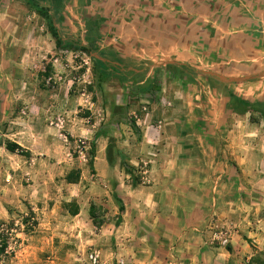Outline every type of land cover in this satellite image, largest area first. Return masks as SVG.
<instances>
[{"label": "crops", "instance_id": "1", "mask_svg": "<svg viewBox=\"0 0 264 264\" xmlns=\"http://www.w3.org/2000/svg\"><path fill=\"white\" fill-rule=\"evenodd\" d=\"M3 5L0 25L4 27L5 21H9V27H0V40L5 37L4 30L11 37L17 23L13 19L4 21ZM67 6L68 0L65 10ZM103 12V18L85 20L89 23L87 28L104 23L111 36L105 40L106 45L99 42L100 47L114 53L129 66L128 70L137 73H127L124 82L117 79L120 84L114 83L116 79L103 84L118 85L134 94L129 87L143 86L147 80H153L155 73H165L166 78L159 91L134 94L140 99L139 106L144 107L141 102L146 98L153 109L142 111L137 121L138 132L131 129L135 140L123 149V156L128 155L125 160L132 166L154 152L149 160L151 184L136 187L119 177L116 194L125 206L123 222L114 227L103 225L98 234L87 236L80 231V222L91 219L80 211L73 216L75 233H84L85 243L100 247L107 259L104 246L108 233L113 232L118 244L116 256L123 258L124 264H251L264 250V120L254 122L250 113L227 112V97L221 98L222 113L216 111L220 108L219 99L210 97L207 114L199 95L192 99L203 110L202 114L195 107L192 112L170 110L169 97L182 96L186 101L188 94L183 93L189 88L182 84L169 91V64L181 69L194 65L209 67L226 75L258 67L264 58V0H119L107 1ZM66 22L65 13L60 24L63 35L79 38L64 33ZM100 39L106 37L101 34ZM2 50L4 56H9V49ZM92 55L100 57L98 53ZM10 65L13 66L11 62L5 64ZM178 82L181 81L175 83ZM251 88L264 89V81H254ZM5 97L3 119H11V123L9 134L4 135L29 148L36 135L31 121L42 124V117L29 116L17 125L19 119L13 121L8 111L13 97ZM28 100L31 99L25 97L23 101ZM160 102L165 105L162 107ZM117 104L125 102L120 100ZM228 118H234L233 126L220 129V119ZM124 120L115 122L119 131L127 128ZM198 122H204V126ZM111 125L115 126H107ZM37 127V131L45 130ZM89 130L97 132L98 128L93 124ZM102 133L110 134L104 130ZM107 145L103 139L94 161L97 170L111 173L120 164L114 158L110 163ZM110 200L117 213L116 195ZM218 225L230 232L227 245L213 240V229ZM91 226L88 224L89 229ZM77 243L80 245L79 238Z\"/></svg>", "mask_w": 264, "mask_h": 264}, {"label": "rangeland", "instance_id": "2", "mask_svg": "<svg viewBox=\"0 0 264 264\" xmlns=\"http://www.w3.org/2000/svg\"><path fill=\"white\" fill-rule=\"evenodd\" d=\"M107 1L119 3V0H68L64 33L85 41L89 33V23L85 20L103 18V6ZM23 3L20 0H0V5L6 6L5 13H2L4 21L13 19L17 22L13 25V35L9 37L8 31L4 30L5 37L0 40V264H92L89 254L95 250L100 252L99 264H124L123 258L116 256L118 244L114 233H108V243L104 246L108 254L106 259L100 247L85 243L84 233H75L73 212L78 210L90 216L93 227L90 221L80 222V231L87 236L98 234L103 225L114 227L123 222L119 202L116 201V213L110 200L117 195V179L123 177V181L136 187L149 186L152 181L149 160L154 156V152L149 153L145 160L132 166L125 160L128 155L123 156V149L126 143L135 140L132 130L138 132L140 126H137V121L143 115L142 111L153 108L146 98L141 103L147 107L139 106L137 101L140 99L118 85H100L93 73L92 58L82 52L59 50L46 20ZM8 22L5 21V28L9 27ZM104 25L101 22L92 29L93 33L106 37L99 40L101 45H106L111 36ZM0 27L4 29L3 25ZM5 48L9 49V56L3 55L2 49ZM8 62L13 66H5ZM181 71L177 74L169 71V91L173 92L184 84L189 88L183 93L185 96L188 94V100L182 96L169 97L170 110L192 112L193 107L199 109L196 100L192 99L199 95L207 114L210 97L219 99L221 110L216 111L222 113L221 98L226 97L230 88L243 94L264 95V89L251 88L254 81H264V75H261L264 58L255 69L238 75H226L196 65ZM211 73L253 77L245 81H230ZM157 76L160 81L166 78L165 73ZM175 80L181 82L175 83ZM115 81L117 84L119 80ZM9 94L13 102L8 105V111L13 121L19 119L17 125L29 116L42 117V124L31 121L36 135L29 148L4 135L9 134L11 123V119H3V110L7 107L5 96ZM170 95L175 97V92ZM25 97L31 100L23 101ZM120 100L125 104H117ZM160 104L162 107L165 105ZM117 105L124 109L115 110ZM202 111L199 109L197 112L202 114ZM123 118L127 128L119 131L115 122ZM220 120V129L233 126L234 118ZM204 122L199 124L204 126ZM93 124H96L97 132L89 130ZM110 124L115 126L109 128L107 125ZM37 126L45 130L37 131ZM103 130L110 134L103 135ZM103 139L108 143L107 156L111 145L113 158L120 164V167L112 168L111 173L103 169L99 171L95 166V153ZM8 141L18 143L21 148L9 150ZM72 172L74 181L69 180ZM216 229L225 228L218 225L213 230ZM258 256L264 258V250Z\"/></svg>", "mask_w": 264, "mask_h": 264}, {"label": "trees", "instance_id": "3", "mask_svg": "<svg viewBox=\"0 0 264 264\" xmlns=\"http://www.w3.org/2000/svg\"><path fill=\"white\" fill-rule=\"evenodd\" d=\"M29 8L37 12L42 16L49 27L51 34L53 35L56 43V47L59 50H68L74 52H82L92 58L93 73L100 85L106 83L112 79H119L124 82L128 79L127 73L137 74L135 70H128V65L122 62L114 53L106 48H101L99 45V33H93V25L88 28V34L85 41L74 36H64L60 27V24L65 20V3L67 0H24ZM98 53L100 57H95L92 54ZM169 70L172 73L177 74L182 72L181 68L175 64H169ZM158 71V70H157ZM159 72V71H158ZM155 73L153 80H147L143 86L129 87L130 91L134 94L140 92H155L159 91L162 87L161 81ZM226 97L228 101L226 103L227 112H234L237 114L250 113L251 120L258 122L264 120V95L261 96H246L236 91L235 89H227ZM124 109L123 106L117 105L115 110ZM94 144V143H93ZM95 145V144H94ZM93 145V153L94 146ZM7 148L11 151L20 149L21 146L18 143L12 141L7 142ZM108 158L110 163H113V151L112 146H108ZM74 172L69 174V180L74 181ZM120 202L121 212L125 211L123 200L116 195ZM79 211L75 210L73 214H77ZM251 264H264V258L259 256L254 257Z\"/></svg>", "mask_w": 264, "mask_h": 264}, {"label": "built area", "instance_id": "4", "mask_svg": "<svg viewBox=\"0 0 264 264\" xmlns=\"http://www.w3.org/2000/svg\"><path fill=\"white\" fill-rule=\"evenodd\" d=\"M214 241H218L222 245H227L230 242V232L227 229H216L212 233ZM89 259L92 264L100 263V252L95 250L89 254Z\"/></svg>", "mask_w": 264, "mask_h": 264}, {"label": "water", "instance_id": "5", "mask_svg": "<svg viewBox=\"0 0 264 264\" xmlns=\"http://www.w3.org/2000/svg\"><path fill=\"white\" fill-rule=\"evenodd\" d=\"M212 75H216L217 77H219L222 80H230V81H245L248 79H251L253 76H246V77H227L225 75H219L216 73H211ZM261 75H264V72L261 73Z\"/></svg>", "mask_w": 264, "mask_h": 264}]
</instances>
